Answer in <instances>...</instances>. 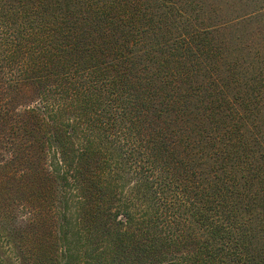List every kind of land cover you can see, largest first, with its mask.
<instances>
[{"label":"trees","instance_id":"1","mask_svg":"<svg viewBox=\"0 0 264 264\" xmlns=\"http://www.w3.org/2000/svg\"><path fill=\"white\" fill-rule=\"evenodd\" d=\"M0 227L30 264H264V0H0Z\"/></svg>","mask_w":264,"mask_h":264},{"label":"rangeland","instance_id":"2","mask_svg":"<svg viewBox=\"0 0 264 264\" xmlns=\"http://www.w3.org/2000/svg\"><path fill=\"white\" fill-rule=\"evenodd\" d=\"M16 232L0 227V264H30L32 256L24 239Z\"/></svg>","mask_w":264,"mask_h":264}]
</instances>
